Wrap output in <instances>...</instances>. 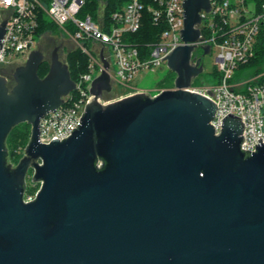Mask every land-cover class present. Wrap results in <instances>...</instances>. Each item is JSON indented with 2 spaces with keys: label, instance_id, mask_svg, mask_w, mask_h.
<instances>
[{
  "label": "water",
  "instance_id": "water-1",
  "mask_svg": "<svg viewBox=\"0 0 264 264\" xmlns=\"http://www.w3.org/2000/svg\"><path fill=\"white\" fill-rule=\"evenodd\" d=\"M184 9L185 45L166 57L174 87L103 104L113 87L101 56L94 98L64 140L40 141L41 120L76 89L59 48L43 78L39 49L12 85L0 75V264H264V143L242 150L245 123L233 114L216 134L218 105L190 90L204 72L192 60L211 3ZM7 23L0 13V49ZM23 123L31 136L14 167L6 141ZM30 171L41 188L26 202Z\"/></svg>",
  "mask_w": 264,
  "mask_h": 264
},
{
  "label": "built area",
  "instance_id": "built-area-1",
  "mask_svg": "<svg viewBox=\"0 0 264 264\" xmlns=\"http://www.w3.org/2000/svg\"><path fill=\"white\" fill-rule=\"evenodd\" d=\"M184 2L128 0L121 9L97 17L87 10L85 0H0L1 18L8 21L1 42L0 75L10 82L13 72L9 69L19 62L18 57H25L26 61L34 50L41 38L38 35L41 18L46 15L88 57L86 71L75 81L76 89L64 97L63 105L41 120L40 141L43 144L61 141L78 129L87 105L94 98L92 84L103 71L101 56L110 64L111 93L118 88L123 90L116 99H106L108 93H105L99 100L101 103L108 104L140 92L151 93L135 82L144 73L167 65L166 57L185 45L181 37ZM210 3L211 11L201 13V36L195 43L192 61L202 57L195 53L198 49L203 54L206 46L211 47L210 53L218 49L220 81L202 87L192 84L190 90L208 96L218 105L211 121L216 134L221 132L223 119L229 114L242 118L245 140L241 149L256 152L259 140L264 143V73L240 81L235 76L240 66L247 65L255 56L258 38L264 31V0H210ZM146 18L161 29L157 39L145 43L133 41L132 37L140 33ZM67 26L74 30L72 34ZM34 198H25V201Z\"/></svg>",
  "mask_w": 264,
  "mask_h": 264
},
{
  "label": "trees",
  "instance_id": "trees-1",
  "mask_svg": "<svg viewBox=\"0 0 264 264\" xmlns=\"http://www.w3.org/2000/svg\"><path fill=\"white\" fill-rule=\"evenodd\" d=\"M86 8L92 9V14L95 15V10L98 8L100 3H104L107 7L108 13H113L119 9H121L128 0H85ZM46 18L43 16L41 18L40 28L38 31V35L42 36L43 34L54 32V29ZM161 31L160 28L156 27L150 18H146L144 21V25L140 33L134 35L132 40L135 42L145 43L155 41L157 39L158 33ZM69 70L71 73V77L74 81H77L79 76L86 71L88 65V57L81 52L78 48L73 51L69 57ZM49 71V64L44 62L40 69L39 75L40 77H45ZM264 73V31L258 38L255 50V56L250 63L247 65L240 66L239 70L236 73L235 80H247L249 78L255 77L257 75H261ZM172 78L168 80H164L160 83L161 89H171L174 87V81L176 78V74L172 73ZM264 79V76L262 77ZM218 82L220 81V76L218 77ZM217 82V83H218ZM216 82H212L211 84H215ZM198 83L194 81L193 85L195 87H201L197 85ZM12 85V82H11ZM31 136V127L27 123L20 124L14 127L9 134L6 144L9 151L12 155H17L19 150H23L29 143ZM29 191H25L27 195Z\"/></svg>",
  "mask_w": 264,
  "mask_h": 264
},
{
  "label": "rangeland",
  "instance_id": "rangeland-1",
  "mask_svg": "<svg viewBox=\"0 0 264 264\" xmlns=\"http://www.w3.org/2000/svg\"><path fill=\"white\" fill-rule=\"evenodd\" d=\"M90 13L94 10L87 9ZM108 10L104 3H100L98 8L95 10V16H100L102 14H107ZM46 20L53 25L54 32H49L46 34H43L41 38L38 39V43L35 46L34 49H39L42 51L46 56V61L48 64L50 63L52 53L56 47L59 48V54L60 58L63 62L69 63V57L73 51L78 49L76 43L74 40L69 36V34L62 29L61 27L57 26L52 22V20L46 15ZM69 32L72 34L74 32L73 29L70 28V26H67ZM91 49V47H88ZM197 55L203 57V63H204V72L201 74L195 82H197V85H200L201 87L204 85L211 84L213 81L218 82V77L220 76V73L218 71V65H217V55H218V49H214L210 54L204 55L203 51L198 49L195 52ZM19 62L16 63L13 67L17 68L21 65L25 64V57H18ZM172 71L168 68L167 65H163L161 68L157 69L154 72L144 73L143 76H140L135 84L139 87L146 88L148 90H151V95L156 96L158 92L161 89L160 83L164 80H168L172 78ZM122 89L118 88L113 93L106 94L105 98L110 99H116L120 97V93H122ZM31 127V126H30ZM25 156V149L19 150L17 155H12V153L8 149V160L10 163L16 167L19 161ZM33 172L30 171L27 179H26V191H29L28 194H25V198L34 197L36 196L37 192L41 188L40 183H36L32 180Z\"/></svg>",
  "mask_w": 264,
  "mask_h": 264
},
{
  "label": "flooded vegetation",
  "instance_id": "flooded-vegetation-1",
  "mask_svg": "<svg viewBox=\"0 0 264 264\" xmlns=\"http://www.w3.org/2000/svg\"><path fill=\"white\" fill-rule=\"evenodd\" d=\"M9 70H10V72H14L15 68L11 67Z\"/></svg>",
  "mask_w": 264,
  "mask_h": 264
}]
</instances>
